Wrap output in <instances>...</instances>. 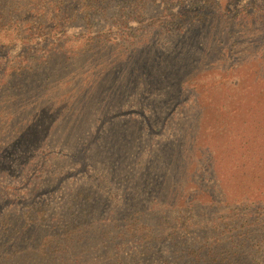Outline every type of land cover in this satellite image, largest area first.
<instances>
[{
    "label": "trees",
    "instance_id": "trees-1",
    "mask_svg": "<svg viewBox=\"0 0 264 264\" xmlns=\"http://www.w3.org/2000/svg\"><path fill=\"white\" fill-rule=\"evenodd\" d=\"M70 1L0 0V44L9 39L12 43L20 42L27 51L36 30L45 45H54L61 34L60 19ZM83 1L90 6L98 0ZM49 13L54 15V21ZM246 13L252 12L249 9ZM49 21L54 22V29ZM228 41L231 45L221 48L229 65L223 82L232 77L236 58L231 51L234 38ZM73 49L62 56L39 57L34 65L26 63L19 69V97L10 106L19 116L29 117L33 125H19L22 121L9 124L13 143L26 144L28 153L42 157L47 152L41 142L56 133L59 142L52 144L51 149L57 147L62 153H70L68 161L77 170L73 174L53 175L55 181L44 183L27 198L9 194L1 198L0 264H85L82 239L87 237L88 241L93 235V238H108L109 233L124 237L122 233L126 231L116 230L124 228V224L126 228L137 226L151 232L150 224H141L145 223L143 215L149 213L163 228L169 229L167 238H171L177 250L175 242L184 247L176 253L180 259L186 257L194 264H264V110H257L253 105L259 94L251 87L246 90V98H254L252 102L244 101L250 104L242 108V116L246 118L239 126H233V116H229L227 122L231 125L220 135L205 136L219 120L211 125L209 115H203L206 111L201 106V116L192 123L191 117L200 104L188 105L190 117L179 124L172 144L149 158L146 148L139 149V142L145 146L151 137L164 132L178 108L186 106L192 95L194 77L200 70L197 72L198 68L188 66L181 72L175 67L170 75L166 73L167 67L159 66L155 59L150 61V56L138 59L136 56L144 55L135 53V56L121 48ZM5 56H0V67ZM3 80L2 74L0 84ZM171 94L173 97L165 98ZM156 114L160 117H154ZM123 116L125 119L120 120ZM124 130L134 134L125 137ZM226 133L228 139L224 136ZM222 136L223 140H219ZM125 146L131 148L126 150ZM144 165H149L148 177L133 175V170ZM93 167L107 170L106 184L116 190L107 199L111 205L108 212L94 219L97 211L84 214L82 210L53 226L31 220L29 212L40 196L54 194L66 179L88 174ZM133 179L135 183L128 187ZM211 182L217 189L216 196L211 194ZM126 192L135 197L139 195L136 199L140 201L132 199L135 205L124 212L119 207L121 203L116 201H121ZM144 192L151 202L142 200ZM81 197L77 194L71 202ZM94 207L97 205H91V210ZM97 222L109 223L112 228L99 229L102 224ZM93 223L95 227L89 235L87 230ZM160 239L156 236L149 243ZM147 250L133 254L132 260L118 258L105 264H142L149 255L150 249ZM164 253L159 254L161 264H170ZM177 261L174 259L173 264H178Z\"/></svg>",
    "mask_w": 264,
    "mask_h": 264
},
{
    "label": "rangeland",
    "instance_id": "rangeland-1",
    "mask_svg": "<svg viewBox=\"0 0 264 264\" xmlns=\"http://www.w3.org/2000/svg\"><path fill=\"white\" fill-rule=\"evenodd\" d=\"M249 9L252 13L248 15L246 12ZM48 15L54 21V15L51 13ZM53 21H49V24L54 29ZM59 24L62 26L61 34L58 35L54 45H45V41L36 30L32 33L31 46L27 51H24L20 42L12 43L13 41L9 42V39H4V45L0 44V56H5L6 53V58L2 60L0 67V79L3 74L5 81L0 84V200L5 194L27 198L44 183L55 181L56 179H52L53 175L63 176L68 175V172L73 174L77 170L76 165H71L68 161L70 153H62L57 147L51 149L52 144L59 142L56 133L41 142V147L47 152L44 153L45 157H41L32 152L28 153L25 149L26 144H14V138L8 131V125L16 121L24 122L19 123L24 127L26 123L33 125L29 117L19 116L10 105L19 97L18 88L21 85L19 69L26 63L34 65L39 57L50 54L62 56L71 48L77 51L87 48L93 50L121 48L127 53L144 55V57L135 55L138 59L145 57L148 59L150 56V61L155 59L159 62V66L167 67L166 73L170 75L175 67L180 68L181 72L189 68L188 66L198 68L196 71H200L198 76L194 77L192 95L186 106L178 108L174 120L161 135L151 137L150 142L148 140L145 146L139 142V149L146 148L149 158L160 153L162 147L172 144L179 124L183 121L187 122V118L190 117L187 112L188 105L197 102L200 104L198 111L196 110L197 112L195 111L196 113L191 117L192 123L201 116V106L206 111L203 115H209L211 125L219 120L217 128L210 127L205 136L227 132L226 127L231 125L227 122V118L231 115L234 122L232 125H240L246 118V115L242 116V108L250 105L244 104V101L254 100L252 96L246 98L248 95H245L250 87L253 92L259 94L258 100L253 104L255 109L264 110V0H105L104 2L98 0L90 6H87L83 0H71ZM232 37L234 46L231 51L236 54L234 71L232 77L223 82L229 65L221 48L230 46L228 40ZM3 71L4 73H1ZM221 80L223 85L220 84ZM167 84L171 83L167 81ZM205 90L209 91L204 92ZM171 97L173 94L165 98ZM154 117L160 116L156 114ZM132 118L139 120L137 117ZM123 119L124 116L120 120ZM115 121L119 122V120ZM132 132L124 130L122 134L127 137L129 134H134ZM227 135L228 133L224 134L226 139H228ZM224 136L218 137L219 140H223ZM129 148L131 147L125 146L126 150ZM34 158H39L41 161ZM88 171V174L66 179L54 194L40 196L29 212L31 220L43 226H53L67 220L71 213H79L82 210L84 214L88 212L93 214L97 211L93 215L94 219H99L108 212L111 205L107 199H110V193H115L116 190H112L108 182L106 184L107 170L93 167ZM113 171L116 172L115 169ZM135 174L148 177L149 165L133 170V175ZM221 176L219 179H222ZM214 181L215 184L219 182L218 179ZM121 182L122 179L116 181V184ZM134 183L135 179L130 180L128 187H132ZM212 184L211 194L216 196L217 189L214 188L213 182L210 183ZM77 194L83 197L72 203L71 200ZM136 197L138 198L139 195ZM136 197L126 192L121 201H116L118 197L112 200L120 202L119 207L127 212V209L135 205L131 202L132 199L140 201ZM142 200L145 202L150 200L146 192L143 193ZM91 205L97 207L91 210ZM143 220L145 223L141 222V224H150L148 226L151 227V232L137 226L126 228L124 224V228L116 229L118 233L126 231L122 233L124 237H113V234L109 233L108 238H93L95 236L93 235L88 241L87 237L82 239L81 246L83 251L85 250L83 262L105 264L118 258L132 260L133 254H142L143 250L150 249L146 261H142V264H161L159 254L164 252V258L170 264L174 263V259L178 260V264H194L193 261L188 262L186 257L180 259V256L176 255L184 247L176 242L175 246L179 249L174 247L171 238H167L169 229L163 228V224L161 226L157 220L155 221L150 213L144 214ZM99 224H102L98 226L99 229L102 226L104 230L112 228L109 223L97 222V225ZM172 226L177 228V225L172 224ZM94 227L93 223L87 232L89 233ZM149 233L153 235L149 236ZM156 236L161 239L150 244L149 242Z\"/></svg>",
    "mask_w": 264,
    "mask_h": 264
}]
</instances>
